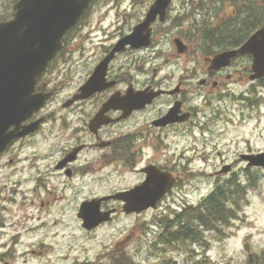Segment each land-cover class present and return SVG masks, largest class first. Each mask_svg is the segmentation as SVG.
I'll list each match as a JSON object with an SVG mask.
<instances>
[{"label":"flooded vegetation","instance_id":"obj_1","mask_svg":"<svg viewBox=\"0 0 264 264\" xmlns=\"http://www.w3.org/2000/svg\"><path fill=\"white\" fill-rule=\"evenodd\" d=\"M18 1L0 0V22L11 18ZM153 2L91 0L63 37L61 50L46 70L51 75L39 77L36 90L47 83L46 91L54 90L53 102L37 113L41 122L34 133L11 141L0 154V264H27L28 258L60 264L59 259L53 263L50 255L45 256L48 249L44 250L42 238L39 251L29 246L28 234L43 227L44 221H60L67 208H76L84 190L100 198L138 186L145 179L140 170L147 165L176 178L174 188L157 203L166 206L178 196L175 191L182 176L197 172L191 169L193 164L198 177L206 170L203 158L211 155L210 148L218 142L210 127L227 111L229 141L241 145L232 149V172L238 166L244 171L258 169L247 168L239 155L264 153V120L253 114L254 109L264 107V43L234 54L225 65L213 61L223 52L239 50L264 29V0H171L164 21L156 18L150 25V44L127 45L114 52L103 82L107 86L86 98H76L94 68L143 20ZM7 15L11 16L7 19ZM164 64L161 69L166 72L155 73ZM145 88L162 94L136 109V93ZM113 95L118 96V107L104 111L92 123ZM169 113L172 122L153 127V122ZM189 124V140L182 135L185 131L176 135L184 155L172 154L171 163L166 156L156 160L153 154L140 163L142 146L150 144V137L161 140L160 132L186 129ZM203 127V139L210 147L203 145L198 132ZM196 142L201 145L197 147ZM30 145L40 151H27ZM172 165L182 169L175 171ZM86 194L80 202L89 199ZM122 206L110 199L100 203V210ZM106 254L100 264H107ZM77 261L62 262L91 263Z\"/></svg>","mask_w":264,"mask_h":264},{"label":"rangeland","instance_id":"obj_2","mask_svg":"<svg viewBox=\"0 0 264 264\" xmlns=\"http://www.w3.org/2000/svg\"><path fill=\"white\" fill-rule=\"evenodd\" d=\"M162 72H166V70H162ZM253 114H258L260 119L264 120V107L254 109ZM228 116L229 112L227 111L226 116H222L216 126L210 127L217 135L216 141L221 140L224 136L225 138L221 141L226 140L227 143L229 139ZM190 127L184 129L185 133H182L187 140L191 136ZM204 129L206 130V127L198 129V132L201 133ZM159 134L161 140H151L150 137V144L142 146L144 154H149L139 157L140 163L147 161L153 154H155L156 160H161L166 156L173 163L174 156L172 154L181 152V143L176 137L177 130L169 129ZM162 135H166L168 140H164ZM201 139L204 146L210 147L208 140L203 139L202 136ZM195 145L199 147L201 143L196 142ZM210 151L211 155L205 156V162L208 160L209 163L204 167L207 172L211 171L212 165L218 162L215 156L217 150L210 148ZM182 154L184 155V152H181ZM196 163L200 167L203 166ZM172 166H175L173 168L175 171L182 169L181 166ZM191 169L197 172L182 176L181 183L177 188V191L189 195L184 201L176 196L174 200L179 205L196 204L199 196L206 194L207 187H211V182L208 181L210 178L206 172L201 174L202 178H197L198 167L193 164ZM237 170L239 171V168ZM221 180L223 182L220 185L225 186L230 179L226 177ZM237 181L242 184L241 187L245 188H239L237 193L232 196L234 201L230 200L233 217L228 219L225 224L216 225L214 229L200 228L199 237L195 241L165 244L159 238L160 229L154 224L158 221V217L172 216L173 213H176L175 210H171L174 208L169 206H162L154 211L149 210L136 219L119 218L111 225L91 234L90 240L83 238L77 231L79 225L74 222L70 223L69 219L66 221L68 224L63 225L65 232L60 241L64 246L69 243L74 246L82 245V250L79 253H71L72 258L92 259L100 250V240L105 241L109 248L124 231L132 226L136 228V234L131 238L128 247H130L129 253L138 264H264V173H254L247 178L239 176ZM69 235H71L70 240ZM36 260L28 258L27 264H36Z\"/></svg>","mask_w":264,"mask_h":264},{"label":"water","instance_id":"obj_3","mask_svg":"<svg viewBox=\"0 0 264 264\" xmlns=\"http://www.w3.org/2000/svg\"><path fill=\"white\" fill-rule=\"evenodd\" d=\"M89 0H20L15 5V14L11 21L0 24V151L13 137L28 134L35 124L23 127L18 132L20 122L39 109L51 93L34 94L35 79L51 60L60 47V39L81 15ZM170 0H157L147 13L145 21L134 32L122 40L124 43L146 44L142 30L155 19L163 15ZM260 33L256 36L258 38ZM264 39V36H263ZM137 40V41H136ZM136 41V42H135ZM248 45L243 48L247 50ZM226 56V55H225ZM95 74L84 86H94ZM9 126L14 130L7 131ZM264 165V156L259 163ZM155 193L161 191L157 181ZM148 184L139 188L140 192L151 194ZM147 203H152L148 199ZM154 208L153 206H151ZM148 206L125 208L126 213L141 212ZM93 208H86L85 215H79L87 228L95 226L100 219L92 214Z\"/></svg>","mask_w":264,"mask_h":264},{"label":"trees","instance_id":"obj_4","mask_svg":"<svg viewBox=\"0 0 264 264\" xmlns=\"http://www.w3.org/2000/svg\"><path fill=\"white\" fill-rule=\"evenodd\" d=\"M230 196V189L226 192L219 191L217 197L210 198V202L204 205L201 213L196 215L193 210L192 213L186 210L181 214L178 213V216L186 218L187 224H189L191 220H196V222H199L203 227L212 228L214 221H217L218 224H222L225 223L229 217L233 216L231 208L228 206ZM185 231L190 232L189 229Z\"/></svg>","mask_w":264,"mask_h":264},{"label":"bare ground","instance_id":"obj_5","mask_svg":"<svg viewBox=\"0 0 264 264\" xmlns=\"http://www.w3.org/2000/svg\"><path fill=\"white\" fill-rule=\"evenodd\" d=\"M200 12V11H199ZM230 27V26H229ZM250 84V83H249Z\"/></svg>","mask_w":264,"mask_h":264}]
</instances>
